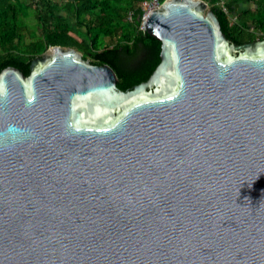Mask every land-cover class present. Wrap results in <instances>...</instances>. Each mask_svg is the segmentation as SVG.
<instances>
[{
	"label": "water",
	"instance_id": "water-1",
	"mask_svg": "<svg viewBox=\"0 0 264 264\" xmlns=\"http://www.w3.org/2000/svg\"><path fill=\"white\" fill-rule=\"evenodd\" d=\"M143 30L160 60L126 90L67 46L1 70L0 264H264V39L205 0Z\"/></svg>",
	"mask_w": 264,
	"mask_h": 264
},
{
	"label": "trees",
	"instance_id": "trees-1",
	"mask_svg": "<svg viewBox=\"0 0 264 264\" xmlns=\"http://www.w3.org/2000/svg\"><path fill=\"white\" fill-rule=\"evenodd\" d=\"M62 1L0 0V72L13 66L28 75L35 56L60 45L75 48L93 64L111 66L122 90L148 78L159 63L161 43L139 28L142 0ZM205 1L231 42L264 39V0H221L227 12L220 0ZM243 2L251 6L239 10ZM30 13L37 30L27 41L24 19Z\"/></svg>",
	"mask_w": 264,
	"mask_h": 264
},
{
	"label": "built area",
	"instance_id": "built-area-1",
	"mask_svg": "<svg viewBox=\"0 0 264 264\" xmlns=\"http://www.w3.org/2000/svg\"><path fill=\"white\" fill-rule=\"evenodd\" d=\"M161 3H162L161 0H142L141 1V3H140L141 15H140V26H139L140 29L143 30V19L146 17V15L150 11H152L154 9H157L160 6ZM218 4L223 8V10L225 12H227L226 7L223 5V2L221 0L218 1ZM131 16H132V13L130 12L129 15H128V18L130 20H131ZM234 19H235V17H234Z\"/></svg>",
	"mask_w": 264,
	"mask_h": 264
},
{
	"label": "rangeland",
	"instance_id": "rangeland-1",
	"mask_svg": "<svg viewBox=\"0 0 264 264\" xmlns=\"http://www.w3.org/2000/svg\"><path fill=\"white\" fill-rule=\"evenodd\" d=\"M61 5L65 4V1L59 0ZM251 6V3H247V2H243L240 7L238 8L239 10L249 7ZM208 8H210L209 4H208ZM235 16H232V18L234 19ZM24 23H25V29H24V34L26 37V40L29 41L30 39V32L32 31H36V19L33 15V13H30L28 15L27 18L24 19Z\"/></svg>",
	"mask_w": 264,
	"mask_h": 264
},
{
	"label": "clouds",
	"instance_id": "clouds-1",
	"mask_svg": "<svg viewBox=\"0 0 264 264\" xmlns=\"http://www.w3.org/2000/svg\"><path fill=\"white\" fill-rule=\"evenodd\" d=\"M25 131V129L20 128L15 123H10L5 131V135L11 142H15L25 133Z\"/></svg>",
	"mask_w": 264,
	"mask_h": 264
}]
</instances>
